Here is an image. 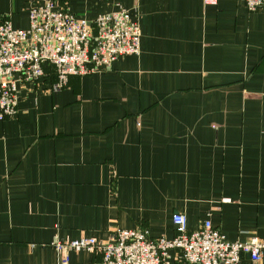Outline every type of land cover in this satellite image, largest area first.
<instances>
[{"label": "crops", "instance_id": "0c3cea01", "mask_svg": "<svg viewBox=\"0 0 264 264\" xmlns=\"http://www.w3.org/2000/svg\"><path fill=\"white\" fill-rule=\"evenodd\" d=\"M45 1L0 0V20L26 29ZM55 1L87 21L125 9L140 54L57 91L49 69L17 82L16 114L0 120V264H62L54 241L116 229L170 240L176 213L189 232L209 221L228 242L264 241V8ZM99 262L82 250L67 264Z\"/></svg>", "mask_w": 264, "mask_h": 264}, {"label": "built area", "instance_id": "2783aa9c", "mask_svg": "<svg viewBox=\"0 0 264 264\" xmlns=\"http://www.w3.org/2000/svg\"><path fill=\"white\" fill-rule=\"evenodd\" d=\"M218 0H203L216 5ZM249 12L264 8V0H240ZM28 27L13 29L0 20V120L16 114L19 81H37L49 69L56 77L53 90L67 86L73 76L108 70L119 58L140 54V29L123 8L99 15L93 21L77 19L55 0L28 9ZM174 237L152 239L147 229H116L105 241L80 237L54 241L51 246L67 264L70 252L100 255L99 264H170L176 251L183 264H240L248 255L254 264L264 258V241L258 238L228 242L222 233L204 221L189 232L184 215L172 216Z\"/></svg>", "mask_w": 264, "mask_h": 264}]
</instances>
